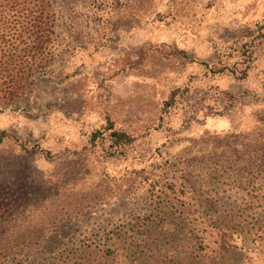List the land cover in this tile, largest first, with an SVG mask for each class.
<instances>
[{"label": "rangeland", "instance_id": "rangeland-1", "mask_svg": "<svg viewBox=\"0 0 264 264\" xmlns=\"http://www.w3.org/2000/svg\"><path fill=\"white\" fill-rule=\"evenodd\" d=\"M45 3L41 75L0 99V260L211 264L226 232L223 261L264 264V0Z\"/></svg>", "mask_w": 264, "mask_h": 264}, {"label": "trees", "instance_id": "trees-1", "mask_svg": "<svg viewBox=\"0 0 264 264\" xmlns=\"http://www.w3.org/2000/svg\"><path fill=\"white\" fill-rule=\"evenodd\" d=\"M45 2L46 0H0V99L1 102L11 104V107L13 103L16 106L19 105L20 97L24 96L28 89L27 84L35 83L36 77L41 75L35 71L36 66L40 64L39 57L44 56L46 49L54 40V19ZM257 36L264 44V32L259 31ZM246 45L243 43L244 47ZM172 101L173 96L166 102V106ZM109 129H111L110 145L116 149V152H122L132 143L133 136L127 131L113 129L111 126ZM96 138L97 132H94L92 139ZM56 218L57 215L54 220ZM259 220L260 224L253 232V238L254 241H258L260 252L264 256V218ZM52 222V220L48 222V228L52 227ZM191 232L195 249L206 244L195 226ZM225 233L208 241L206 248L210 250L209 261L212 262L211 264H243V262L223 261L225 254L229 253L233 247L231 236L229 235L228 238ZM44 236H46L44 228L41 232L35 233L33 240L36 239V241L29 239V242L34 245L28 252L35 250L42 243ZM5 251L6 248H0V256L4 257ZM107 254V252L102 254L103 261L106 260ZM5 259H1L0 264H8ZM138 261L139 258L135 257L131 264H138Z\"/></svg>", "mask_w": 264, "mask_h": 264}]
</instances>
